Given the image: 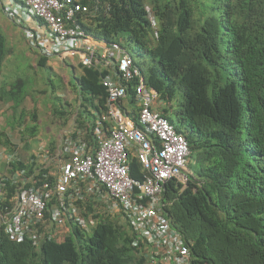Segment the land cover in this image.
Returning a JSON list of instances; mask_svg holds the SVG:
<instances>
[{
	"label": "trees",
	"instance_id": "1",
	"mask_svg": "<svg viewBox=\"0 0 264 264\" xmlns=\"http://www.w3.org/2000/svg\"><path fill=\"white\" fill-rule=\"evenodd\" d=\"M82 3L89 11L76 25L98 43L125 45L139 60L146 84L157 92L160 112L188 143L187 185L169 181L162 200L171 227L189 247L191 262L264 264V0ZM146 8L156 19V31ZM7 54L0 31V65ZM47 61L38 56L37 65ZM79 69L75 125L92 141L109 110L101 80L111 72L101 66ZM133 94L128 84L119 106L125 110L128 105L126 114L144 131ZM15 95L10 90L14 105L20 102ZM53 106V115H66L60 102ZM35 167L20 159L10 165L12 172L26 175ZM48 171L35 176L38 184L50 179ZM129 176L144 177L134 153ZM15 195L7 182L2 207L12 209ZM86 210L93 215V206ZM93 218L97 223L89 234L68 221L63 242L43 240L38 247L29 240L12 241L0 228V264H159L143 241L132 246L137 237L120 217L124 225L109 216Z\"/></svg>",
	"mask_w": 264,
	"mask_h": 264
},
{
	"label": "built area",
	"instance_id": "2",
	"mask_svg": "<svg viewBox=\"0 0 264 264\" xmlns=\"http://www.w3.org/2000/svg\"><path fill=\"white\" fill-rule=\"evenodd\" d=\"M82 1L0 0L6 18L29 31V42L41 56L76 59L85 68L101 66L111 72L101 81L109 110L94 128L92 142L82 131L72 130L63 136L60 154L40 156L42 168L36 165L30 175L23 170L0 175V204L7 182L16 192L12 209L4 207L0 213V226L12 241L37 244L44 236L59 241L68 233V221L88 231L93 223L84 214L91 204L93 214L120 215L137 237L132 245L143 241L159 264H193L189 247L171 228L162 203L167 182H187V141L160 114L157 93L145 85L133 58L119 44L98 43L76 25L89 11ZM149 19L154 27L150 13ZM132 82L138 121L148 135L117 106ZM131 153L144 173L142 180L129 176ZM5 160L8 165L18 161L16 155ZM46 169L50 179L38 184L35 176ZM48 226L53 234L46 231Z\"/></svg>",
	"mask_w": 264,
	"mask_h": 264
},
{
	"label": "rangeland",
	"instance_id": "3",
	"mask_svg": "<svg viewBox=\"0 0 264 264\" xmlns=\"http://www.w3.org/2000/svg\"><path fill=\"white\" fill-rule=\"evenodd\" d=\"M0 31L6 38V47L8 51L5 63L0 65V70L2 72L0 81L15 85L17 80H21L25 83L26 86H24L27 87V89H33L34 87L45 89V92L40 94L42 98L35 100V102L41 101V110L37 122V128L40 131L38 140L30 142L20 150L21 154L24 153L35 157L45 150L41 144L48 143L49 138H51L49 135L50 132L57 130L59 124H61L62 127L65 126L66 123L75 124L80 105L74 89V78L79 75V65L76 59H67L63 62L56 57H50L48 58L46 66L39 67L37 65L38 57L36 51L29 42V31L14 26L1 10V4ZM123 46L125 47L124 44ZM135 61L139 64L138 59L135 58ZM13 92L16 93V90H13ZM25 101L30 103L28 99ZM59 102L63 105V110L66 111V115L61 118L52 113L53 105L57 106ZM125 107L128 108L129 106L125 104ZM17 112L22 113L24 117L29 116L32 118L30 116L31 107L29 106H19ZM23 116L13 114V117L8 121L9 123L15 120L23 122L25 120ZM36 117L37 116H35V119ZM169 118L173 119L172 116H169ZM26 127L27 130H29L32 124H27ZM49 146L47 148L50 149ZM104 218L106 219L108 217L105 216L103 219ZM114 220L122 224L121 220H118V218H112V221Z\"/></svg>",
	"mask_w": 264,
	"mask_h": 264
},
{
	"label": "crops",
	"instance_id": "4",
	"mask_svg": "<svg viewBox=\"0 0 264 264\" xmlns=\"http://www.w3.org/2000/svg\"><path fill=\"white\" fill-rule=\"evenodd\" d=\"M5 61L6 60H4L1 65H3ZM1 77L2 72L0 70V79ZM24 85L25 83H23L22 81H16L15 85L6 83L5 81H0V175H7L10 171L8 165H6L5 163V155L13 153L18 154L21 162H23L24 164H30L33 157L24 153L21 154L20 150L30 142L38 140V137L40 135V131L37 128V122L39 118L38 115L41 110V101L35 102V100L42 98L40 97V94L45 92V89H40L38 87L27 89V87H25L26 85ZM10 90H16L17 95H15L14 97L16 100H20V102L16 105H14L12 101L7 97L10 94ZM27 99L30 101V103L25 101ZM19 106L31 107L30 116L32 118H30L29 116L24 117L22 113L17 112V108ZM13 114L23 116L25 120L23 122L15 120L12 121V123H9L8 120L13 117ZM35 116H37L36 119ZM27 124H32V127L29 130H27ZM34 126L36 127L35 130L32 129ZM73 126L74 124L66 123V125L62 127L61 124H59L57 130L50 132L49 135L51 138H49L48 143L41 144L42 147L50 151V155L52 157L60 154L59 152L63 135L70 131ZM48 146L50 147V149L47 148Z\"/></svg>",
	"mask_w": 264,
	"mask_h": 264
},
{
	"label": "clouds",
	"instance_id": "5",
	"mask_svg": "<svg viewBox=\"0 0 264 264\" xmlns=\"http://www.w3.org/2000/svg\"><path fill=\"white\" fill-rule=\"evenodd\" d=\"M1 10H2V6H1ZM148 10V11H147ZM3 11V10H2ZM146 11H147V14H148V18H149V13L153 16V14L151 13V11L149 10V8H146ZM153 18H154V22H155V26L153 27L152 25H151V27H152V29L154 30V31H156V19H155V17L153 16ZM11 22V21H10ZM149 22H150V19H149ZM12 23V22H11ZM13 24V23H12ZM150 24H151V22H150ZM14 26H16L15 24H13ZM17 27H19V26H17ZM19 28H21V27H19ZM87 34V33H86ZM112 43H115V42H112ZM108 44H110V43H108ZM118 44V43H117ZM132 58H133V61H134V63H135V65L140 69V74H141V76H142V78H143V80H144V82H145V85L148 87V88H151V87H149L147 84H146V79L144 78V76H143V74H142V71H141V67L139 66L140 64H137L136 63V61H135V59H134V57L129 53V51L128 50H126L124 47H123V45H121V44H119ZM32 48L37 52V55L38 56H41L39 53H38V51L32 46ZM41 57H43V56H41ZM46 58V57H45ZM50 58V57H49ZM57 58V57H56ZM48 59V58H47ZM59 59V58H58ZM61 61H63V62H65L66 60H61ZM78 62V61H77ZM78 65H80L79 63H78ZM110 75V74H109ZM108 76V75H107ZM103 79V78H102ZM102 81V80H101ZM102 84V83H101ZM128 84H130L131 86H132V89H133V92H134V103L136 104V107L138 108V106H137V102H136V100H135V89H134V86H135V84L132 82V83H128ZM128 84H126V91H127V85ZM151 89H153V88H151ZM106 90V89H105ZM154 90V89H153ZM155 91V90H154ZM156 92V91H155ZM157 93V92H156ZM125 97H126V94H125ZM125 97L123 98V99H121V100H125ZM121 100H119L118 102H117V106H118V108L121 110V112L125 115V116H127L133 123H134V125H135V122L129 117V115L128 114H126V113H128L130 110H129V108H127V107H125V110H122L121 109V107L119 106V103L121 102ZM158 100V94H157V99H156V104H158V108H159V112L161 111L160 110V106H159V102L157 101ZM107 106H108V102H107ZM138 112H139V108H138ZM137 112V113H138ZM160 114L162 115V113L160 112ZM162 117H164L163 115H162ZM137 118H138V116H137ZM165 119H166V117H164ZM167 120V119H166ZM138 121V120H137ZM168 121V120H167ZM169 122V121H168ZM138 123H139V121H138ZM171 124V123H170ZM141 125V124H140ZM171 125H173V124H171ZM174 126V125H173ZM135 127L138 129V130H140L136 125H135ZM143 128H144V131H141V132H143L145 135L147 134V131H146V128L143 126ZM175 128V127H174ZM72 130H80V129H78V127L74 124V126L72 127V129L70 130V131H72ZM176 130V129H175ZM70 131H68V132H70ZM177 132V131H176ZM178 133V132H177ZM180 134V133H179ZM65 135V134H64ZM63 135V136H64ZM148 135V134H147ZM183 136V135H182ZM184 137V136H183ZM86 138V137H85ZM185 138V137H184ZM186 140V139H185ZM86 141H88V142H92V141H89V140H87V138H86ZM61 143H62V141H61ZM188 144V143H187ZM189 148V147H188ZM44 152H47L48 153V156L50 155V151H48L46 148H45V150H43L40 154H38V155H36L35 157H33V159H32V162L33 163H35L36 165H38L39 163L41 164L42 163V159L43 158H41L40 156L44 153ZM60 152H61V147H60ZM59 152V153H60ZM190 152V151H189ZM12 155H16L17 156V159L19 160V156H18V154H15V153H13V154H8V155H5V157L6 156H12ZM51 156V155H50ZM37 159H38V161H37ZM31 162V163H32ZM6 163V162H5ZM12 164V163H11ZM11 164H7L6 163V165H8V167H9V170L11 171V168H10V165ZM39 164V165H40ZM187 164H188V160H187ZM10 171H9V173L7 174V175H11V174H13L15 171H11V173H10ZM188 173H189V171H188V169H187V166H186V175H187V182H188ZM172 181V180H171ZM176 182H178L177 180H175ZM187 182L185 183V184H182V183H180V182H178L179 184H181L183 187H186V185H187ZM168 183V182H167ZM166 183V184H167ZM165 184V185H166ZM163 189H164V187H163ZM163 193V192H162ZM4 194H5V192H4ZM4 194H3V198H4ZM16 196V195H15ZM13 200H14V198H13ZM162 203H163V200H162ZM2 204H3V201L1 202V204H0V213H1V210H3V208L4 207H2ZM164 204V203H163ZM88 205H91V204H88ZM87 205V206H88ZM87 206H86V208H87ZM7 209L10 211V209L7 207ZM163 212H164V207H163ZM96 215H99V216H101V217H111V218H116V216H118V217H120L121 218V216L120 215H116V216H110V215H107V214H105V213H95ZM95 214H93V215H95ZM93 215H91V214H88L87 213V210L85 211V214H84V216L86 217V219H87V221L88 220H91V222L93 223V225H89V228H88V231L86 232V231H83L82 230V228H81V230L83 231V232H86L87 234H89L91 231H92V229H94L95 228V225H96V223H97V220L96 219H94L93 218ZM165 215V214H164ZM166 217V216H165ZM122 219V218H121ZM123 220V219H122ZM169 221V220H168ZM72 223V222H71ZM125 223V222H124ZM170 223V222H169ZM126 224V223H125ZM127 225V224H126ZM170 226H171V224H170ZM67 227H68V223H67ZM0 228L2 229V231H3V228H2V226H0ZM129 228V227H128ZM172 228V227H171ZM173 229V228H172ZM174 230V229H173ZM46 231L49 233V234H53L54 232V228H52V227H50V226H48L47 228H46ZM131 231V230H130ZM175 231V230H174ZM69 228H68V233L65 235V237L62 239V240H59V241H57L55 238H53V239H48V237L47 236H44L43 238H41L40 239V241L37 243V244H33L34 246H36V247H38L40 244H41V242L43 241V240H50V241H53V242H56V243H60V242H63L66 238H67V236H69L68 234H69ZM132 232V231H131ZM3 233H4V231H3ZM133 233V232H132ZM134 234V233H133ZM179 234V233H178ZM4 235L6 236V237H8L5 233H4ZM180 235V234H179ZM181 236V235H180ZM134 237H136L135 236V234H134ZM182 237V236H181ZM137 240V239H136ZM184 240V239H183ZM133 241H135V238L133 239ZM139 241V240H138ZM185 241V240H184ZM133 246V245H132ZM134 247V246H133Z\"/></svg>",
	"mask_w": 264,
	"mask_h": 264
}]
</instances>
